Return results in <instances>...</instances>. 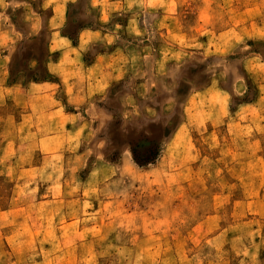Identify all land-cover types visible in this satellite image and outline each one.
Listing matches in <instances>:
<instances>
[{"label":"rangeland","instance_id":"rangeland-1","mask_svg":"<svg viewBox=\"0 0 264 264\" xmlns=\"http://www.w3.org/2000/svg\"><path fill=\"white\" fill-rule=\"evenodd\" d=\"M135 1L116 19L141 17L148 37L166 7L150 13ZM174 1L183 34L172 35L158 73L149 55L144 69H129L111 88L103 132L54 156L37 145L5 149L0 134V264H264V98L258 110L233 113L264 91V0ZM212 77L220 91L199 94ZM141 78L153 91L120 101ZM210 103L222 113L212 136L191 128ZM123 108L139 114L125 120ZM156 110L166 130L152 124ZM185 110L193 114L180 142L163 145L161 132ZM252 112L262 124L240 128Z\"/></svg>","mask_w":264,"mask_h":264},{"label":"crops","instance_id":"crops-1","mask_svg":"<svg viewBox=\"0 0 264 264\" xmlns=\"http://www.w3.org/2000/svg\"><path fill=\"white\" fill-rule=\"evenodd\" d=\"M127 2L0 0V107H3L0 108V134L4 135L5 149L37 145L41 152L54 156L61 154L64 145H85L88 133L103 132L111 120L112 114L105 103L111 88L125 80L129 69H144L149 55L153 57V74L164 67L165 56L173 45L169 40L175 31L181 34L184 31L174 26L177 15L171 9L175 1H144L150 13H154L155 7H166L153 16L156 27H151L148 37L141 17L134 20L131 15L123 14L127 16L124 22L116 19L118 8H126ZM79 6L83 14L77 16L74 9ZM90 15L93 19L85 21L83 16ZM162 21L165 24L161 29L156 24ZM217 31L221 33V29ZM127 38L132 42H126ZM136 38H139L137 43ZM153 87L152 80L141 78L119 100L124 102L143 92L151 93ZM220 87L217 78L212 77L204 90L197 92L215 94ZM258 95L252 101L241 102L233 113L238 115L241 108L258 110L264 98L262 88ZM10 103H15L17 108H11ZM219 109L216 103L199 109L195 114L197 125L191 128L205 127L209 136L214 135L216 130L211 127L222 119ZM138 114L123 108L121 116L126 120ZM192 114L185 110L176 127L171 124L168 131L161 132L163 145L180 142ZM150 117L152 124L165 126L166 130L167 119L163 122L157 110ZM257 118V112H252L251 117L241 119L244 122H239L240 128H257L258 123L262 124V121L257 123ZM20 169L29 172L32 166ZM15 176L20 181L21 175Z\"/></svg>","mask_w":264,"mask_h":264},{"label":"trees","instance_id":"trees-1","mask_svg":"<svg viewBox=\"0 0 264 264\" xmlns=\"http://www.w3.org/2000/svg\"><path fill=\"white\" fill-rule=\"evenodd\" d=\"M147 153V152H146ZM132 154H133V158L138 162V163H140V164H143L140 160V158H139V155L137 154V152H136V150H134V149H132ZM156 155H154L153 154V157L152 158H148L147 159V163H149V162H154L155 161V157Z\"/></svg>","mask_w":264,"mask_h":264}]
</instances>
